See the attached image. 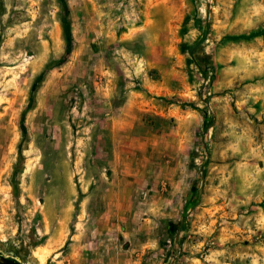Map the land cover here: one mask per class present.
<instances>
[{"label": "rangeland", "instance_id": "rangeland-1", "mask_svg": "<svg viewBox=\"0 0 264 264\" xmlns=\"http://www.w3.org/2000/svg\"><path fill=\"white\" fill-rule=\"evenodd\" d=\"M0 246L264 264V0H0Z\"/></svg>", "mask_w": 264, "mask_h": 264}, {"label": "trees", "instance_id": "trees-1", "mask_svg": "<svg viewBox=\"0 0 264 264\" xmlns=\"http://www.w3.org/2000/svg\"><path fill=\"white\" fill-rule=\"evenodd\" d=\"M67 14H68V10L65 6V16L61 19V24L64 32V39L66 41L65 53L69 55L72 50V35H71L70 23Z\"/></svg>", "mask_w": 264, "mask_h": 264}, {"label": "bare ground", "instance_id": "bare-ground-1", "mask_svg": "<svg viewBox=\"0 0 264 264\" xmlns=\"http://www.w3.org/2000/svg\"><path fill=\"white\" fill-rule=\"evenodd\" d=\"M0 250H1V252H2V251L5 252V253H4V254H5V255H4L5 257L12 256V257H15V259L19 260V259L14 255L13 252H7V251H5L4 246H0Z\"/></svg>", "mask_w": 264, "mask_h": 264}, {"label": "flooded vegetation", "instance_id": "flooded-vegetation-1", "mask_svg": "<svg viewBox=\"0 0 264 264\" xmlns=\"http://www.w3.org/2000/svg\"><path fill=\"white\" fill-rule=\"evenodd\" d=\"M5 252H1V250H0V259H2V261H5V262H11V259H13V258H11V256L10 257H5L4 254ZM6 258H9V260H7ZM2 263H4V262H2Z\"/></svg>", "mask_w": 264, "mask_h": 264}, {"label": "water", "instance_id": "water-1", "mask_svg": "<svg viewBox=\"0 0 264 264\" xmlns=\"http://www.w3.org/2000/svg\"><path fill=\"white\" fill-rule=\"evenodd\" d=\"M17 260V259H16Z\"/></svg>", "mask_w": 264, "mask_h": 264}]
</instances>
